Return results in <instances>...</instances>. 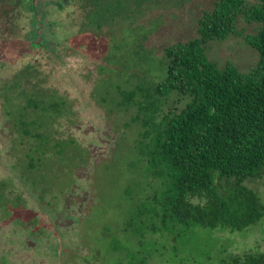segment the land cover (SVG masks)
Returning a JSON list of instances; mask_svg holds the SVG:
<instances>
[{
  "label": "rangeland",
  "instance_id": "374dc122",
  "mask_svg": "<svg viewBox=\"0 0 264 264\" xmlns=\"http://www.w3.org/2000/svg\"><path fill=\"white\" fill-rule=\"evenodd\" d=\"M23 1L0 0V91L14 75L19 88L59 103L43 128L25 127L28 135L16 115L6 116L0 95V264H129L136 239L122 228L140 203L137 189L153 190L159 180L135 161L137 128L121 89L155 79L144 57L159 60L166 45L196 36V19L213 0H173L167 8L156 6L165 0H112L111 10L106 0L58 10L47 0H31V8ZM258 26L239 18L236 33L206 45L208 58L247 72L258 53L244 36ZM9 100L19 107L25 95L17 90ZM24 110L27 122L47 117ZM247 185L264 201V173ZM158 234L147 264H219L222 249L264 250V216L233 233L193 226L179 252L170 233Z\"/></svg>",
  "mask_w": 264,
  "mask_h": 264
},
{
  "label": "trees",
  "instance_id": "16d2710c",
  "mask_svg": "<svg viewBox=\"0 0 264 264\" xmlns=\"http://www.w3.org/2000/svg\"><path fill=\"white\" fill-rule=\"evenodd\" d=\"M72 1L47 3L58 10ZM106 1L107 9H113L112 0ZM178 1L165 0L156 6L174 7ZM30 2L22 4L31 8ZM239 18L259 25L255 33L244 36L258 53L256 64L247 72L230 63L219 68L206 54L211 40L236 33ZM43 25L48 32V24ZM144 28L145 35L150 29ZM196 33L166 45L159 60L144 57L155 79L121 89L123 103L133 109L130 121L137 128L132 144L135 161L143 166V176L159 180L153 190L145 185L137 189L140 203L122 228L136 239L137 250L129 264H147L158 249L159 232L170 233L174 252H179L184 251L183 239L193 226L233 233L264 216V201L247 185L264 173V0H213L211 9H203L197 17ZM49 35L42 34L41 42L49 40ZM12 77L4 83L5 92L0 91L2 105L6 116L16 115L19 128L22 125L23 134L29 135L25 127L31 123L43 128L54 113L50 107L56 108L59 102L42 101L38 94L19 88V77ZM17 90L25 101L14 107L9 99L15 98ZM23 108H34L41 118L47 117L41 124L27 122L22 119L23 113L28 117ZM222 253L219 264H264L262 249L244 253L222 249Z\"/></svg>",
  "mask_w": 264,
  "mask_h": 264
}]
</instances>
